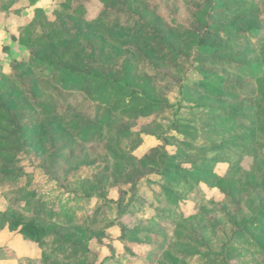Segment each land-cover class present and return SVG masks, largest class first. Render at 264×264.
I'll return each instance as SVG.
<instances>
[{
  "label": "rangeland",
  "instance_id": "374dc122",
  "mask_svg": "<svg viewBox=\"0 0 264 264\" xmlns=\"http://www.w3.org/2000/svg\"><path fill=\"white\" fill-rule=\"evenodd\" d=\"M115 1L126 2L133 14L160 34L169 32L168 23L175 29H183L182 23L199 29L206 21L207 7L216 2L112 0ZM219 1L229 6L234 3ZM59 2L0 0V95L8 97L7 104L14 108H28L19 121L22 138L18 149L15 130L6 125V120L0 121V212H24L36 217L41 226L54 229L51 235L40 232L37 239H32L19 227L13 229L0 221V264H264V89L246 92L235 100L237 104L246 99L260 101L257 107L254 104L249 108L254 121L249 129L254 128L256 133L253 142L244 148L240 141L244 129L210 130L208 109L220 104L219 99H207V107L193 104L204 95L189 97L185 90L191 88L190 80L200 79V75L193 69L195 62L190 56L180 63L181 53L178 61L169 63L166 59L162 66L172 74L174 82L160 85L159 93L169 102L163 110L146 118L130 119L115 113L106 116L118 130L115 142L124 153L122 162L108 152L104 131L103 138L93 143H82L77 136L70 145L58 136L52 118L32 110L28 85L14 87L24 72L17 69L16 62L26 68V48L12 37L19 38L36 8H42L53 19ZM253 4L256 0H246L239 11ZM256 6L264 9V0ZM86 8L85 19L90 21L102 13L104 4L90 0ZM17 9L19 13L14 12ZM236 14H229L218 29ZM74 20L86 28V23ZM139 27L140 23L117 32L132 40L130 37L137 34ZM109 48L117 66L123 64L121 71L128 60L137 61L140 73L147 71L143 57L131 45L118 49L111 44ZM233 51L245 53L252 66L243 72L231 68L226 75L243 81L264 80V38L258 44L241 45ZM36 80L38 95L41 89L37 75ZM136 83L137 91H141L142 78ZM182 85L185 90L181 93ZM47 94L42 100L49 104L53 99L64 105L61 113L73 109L97 115L98 103L84 92ZM225 97V101H231L230 94ZM104 114L102 111L100 116ZM5 139L15 142L10 155L5 153L10 148L9 141L3 143ZM156 146L160 149L154 154L151 149ZM217 146L226 148L220 156ZM159 152L177 153L172 166L179 169V174H163L166 161H160ZM204 158L212 160L206 164L201 162ZM195 164L200 165L199 171L189 175L187 170ZM205 169L218 178L201 174ZM258 217L263 225L256 229L254 220ZM211 253L218 257L208 258Z\"/></svg>",
  "mask_w": 264,
  "mask_h": 264
},
{
  "label": "trees",
  "instance_id": "16d2710c",
  "mask_svg": "<svg viewBox=\"0 0 264 264\" xmlns=\"http://www.w3.org/2000/svg\"><path fill=\"white\" fill-rule=\"evenodd\" d=\"M54 1L59 2L60 0ZM101 1L104 4L102 13L90 21L85 19L86 4L90 0L60 1L53 11V19H49L42 8H36L33 19L21 29L19 38L12 37L26 48L24 61L26 68H23L21 62H16L17 69L24 72L20 78L15 80L14 87H21L22 84L28 85L27 88L32 96V110L52 118L51 123L55 126L54 130L58 132V136L67 139L70 145L75 143L77 136L80 142L88 144L96 141L105 132V137L108 139V152L115 160L122 162L124 153L115 142L118 138V130L106 116L115 113L126 115L130 119L146 118L163 110L169 102L164 94V100H161L163 97L159 93L161 92L160 85L162 82L171 84L174 82H172V74L166 72L162 66L165 65L166 59L169 63L178 61L182 53L180 63L188 61L189 56L193 58L195 65L192 63L191 65L200 75V79L193 81L194 79L189 78L191 88L185 90L182 85L181 93L184 89L189 97L204 95L202 101L197 99L201 103L193 102L198 106L205 104L204 107H207V99H219L220 104L208 109L211 121L210 130L214 131L216 127H224L226 130L244 129L240 135L243 147L247 148L246 145L253 142L256 131L254 128L249 129V124L254 123L253 113L249 108H252L251 105L254 104L257 107L260 101L252 102L251 99H246L237 104L235 100L246 92L263 90L264 80L256 78V80L243 81L240 77L226 75L225 71L239 68L243 72L244 68L252 66L245 53L232 52V49L241 45L253 46L264 38V9L256 6L261 0H256V4L245 11L239 10L246 0H232L234 3H229L232 4L231 6L216 0L213 5L207 7L206 21L199 29L188 26V23L181 24L183 29L180 26L175 29L164 18V22L169 24L166 23L169 30L167 34L156 32L149 22L133 14L126 2L123 4L121 1ZM14 12L19 13L18 9ZM234 12L237 14L233 19L219 30L218 27L224 25L222 22L227 16ZM74 17L86 23L88 27L82 29ZM139 23L137 34L130 37L132 40L117 32L130 29L132 25ZM94 35H99L100 38L95 39ZM252 38H255V41H252ZM111 44L118 49L131 45L136 54L143 57L147 71L140 73L136 60L126 61V66L121 71L123 64L117 66V62L113 60L115 55L109 48ZM144 56L147 59H144ZM28 66L37 72L33 73ZM36 75L39 78L41 89L38 95H35L38 84ZM140 78L143 80V85H141V91H137L139 85L136 81L140 82ZM175 82L178 83L176 80ZM75 91L84 92L90 100L98 103L96 116L90 112H76L73 109H68L64 114L61 113L64 105L54 103L53 99L49 104L42 100L46 98L47 93L59 95L63 92L68 95ZM226 94H230L231 101H225ZM8 99L0 95V114H2L0 121L5 123L6 120V125L15 130L18 149L21 147L18 145L22 138L19 121L22 120L28 108L24 105L19 106L20 110L14 108L7 104ZM262 102L264 103L263 100ZM102 111H105L103 115L105 117L100 116ZM235 122L240 126L235 127ZM261 125H264V114ZM185 135L188 136V133ZM6 141H9L10 148L3 152L10 155L14 151L15 142L5 139L3 143L6 144ZM159 149L160 146L153 147L151 152L156 154ZM215 150L220 156L226 148L217 146ZM159 153L160 161H166L163 174L172 177L173 174L178 173L179 169L172 166L177 153ZM211 160L204 158L201 162L208 164ZM199 169L200 165L195 164L194 168L187 172L190 175ZM201 174L208 175L211 179L218 178L210 169L201 171ZM0 215L1 223L13 229L19 227L21 231L32 236V239H37L40 232L45 235H51L54 232V229L41 226L37 223L36 217L24 212H0ZM260 219L258 217L254 220L257 222L254 225L256 229L263 225ZM207 256L210 259H216L218 254L211 253Z\"/></svg>",
  "mask_w": 264,
  "mask_h": 264
}]
</instances>
